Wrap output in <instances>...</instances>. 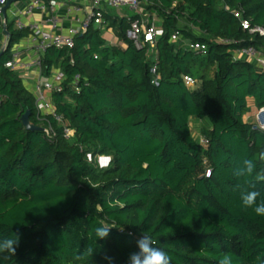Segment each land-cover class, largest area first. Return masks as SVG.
Returning <instances> with one entry per match:
<instances>
[{
	"label": "trees",
	"instance_id": "1",
	"mask_svg": "<svg viewBox=\"0 0 264 264\" xmlns=\"http://www.w3.org/2000/svg\"><path fill=\"white\" fill-rule=\"evenodd\" d=\"M141 3L151 24L153 16L161 20L155 61L149 43L138 48L127 37L128 18L140 15L105 10L103 22L90 23L72 48L44 53L42 75L59 68L65 77L62 90L52 92L62 123L53 115L38 118L34 93L7 66L13 47L30 35L7 20L0 55V238L18 233L20 246L0 264H109L105 254L127 264L136 250L130 232L150 235L171 264H218L225 254L232 264L264 262V217L243 206L236 188L242 181L234 176L244 158L253 159L256 171L245 186L264 199V131L245 120L264 107V70L236 56L247 46L264 52V33L242 24L264 27V0ZM173 32L205 43L207 53L172 41ZM76 75L79 91L72 87ZM184 75L200 87H188ZM28 110L34 124H53V139L24 126ZM204 118L206 145L191 124ZM65 127L75 131L71 138ZM89 154L111 160L98 167ZM101 225L112 227L106 240L95 235Z\"/></svg>",
	"mask_w": 264,
	"mask_h": 264
},
{
	"label": "built area",
	"instance_id": "2",
	"mask_svg": "<svg viewBox=\"0 0 264 264\" xmlns=\"http://www.w3.org/2000/svg\"><path fill=\"white\" fill-rule=\"evenodd\" d=\"M91 3L90 9L83 19L76 18L77 24L70 27L67 32H57L56 29L60 26L61 20L56 13V7L58 5L57 0H29L23 7H15V9H9L12 18L15 23V27L18 30H28L33 41L32 51L33 54L28 59H22L21 52L17 47L12 49V57L8 61L7 66L11 69L24 73L31 69L37 68L39 70V77L35 83L34 95L36 97V104L38 110V118L45 119L48 115H53L55 121L63 122V117L55 112L52 101L49 99L47 92L62 90V82L55 83L50 78H46L41 73L42 57L44 53L52 47H67L72 48L75 42V36L79 33L85 32L90 23L93 21L95 24H101L103 22V3L109 7L121 8L122 6H128L130 9L140 11L143 7L141 0H89ZM8 0H0V19L4 26L6 20L3 17L2 8L7 4ZM74 12H81L82 7L74 6ZM35 12L48 13L46 22L52 26V30H46L42 25L36 21L27 20V17L32 16ZM236 17H240L239 13L235 14ZM26 17V18H25ZM128 20L131 22L130 27L127 30V37L135 43L138 48L143 47L144 43L151 45L150 57L153 61L157 59V52L155 49L156 40L159 35L162 34V29L158 28L154 23L151 24L150 20L146 18L144 14L142 17L132 20L130 17ZM244 28H249L251 32L264 33V27L251 26L248 20L242 22ZM7 36V35H6ZM172 41L180 42V44L188 45L192 50L198 54L207 53V45L200 41H189L182 38L179 32H173L171 36ZM7 43L3 47L6 48ZM236 56L241 58H255L256 63L264 70V52L259 51L253 46H247L236 51ZM156 71V66L153 68V72ZM81 80L80 75H76L72 81V87L79 91V82ZM183 80L185 84L190 88H195L197 79L184 75ZM156 79L153 83H156ZM264 114V107L259 108L254 114L255 120H253V129L264 131V120L261 114ZM45 132L46 135L53 139L56 135L53 124L48 120L46 122ZM75 131L69 127H65L64 134L66 138H71ZM200 143L206 145L209 140L206 136L201 135L199 137ZM211 171H206V176H209Z\"/></svg>",
	"mask_w": 264,
	"mask_h": 264
},
{
	"label": "clouds",
	"instance_id": "3",
	"mask_svg": "<svg viewBox=\"0 0 264 264\" xmlns=\"http://www.w3.org/2000/svg\"><path fill=\"white\" fill-rule=\"evenodd\" d=\"M260 159L264 160V153L260 154ZM242 166L237 168L234 176L242 183H237L236 188L240 190V198L245 208H252L257 216L264 217V199L258 201L260 192L256 190H248L245 186L256 171V163L253 159L244 158L241 162ZM254 189V185L251 186ZM112 227L101 225L95 228L97 239L106 240L110 235ZM136 239V250L129 253L127 264H171V258L168 253L155 246V241L146 232L139 234L128 233ZM20 246V235L15 234L14 238H0V258H6L3 254L15 255L17 248ZM94 249L87 248L84 254L92 255ZM109 264H113L114 258L105 254L103 257ZM259 260V258H258ZM218 264H232L231 256L223 255ZM259 264L264 262L259 261Z\"/></svg>",
	"mask_w": 264,
	"mask_h": 264
},
{
	"label": "crops",
	"instance_id": "4",
	"mask_svg": "<svg viewBox=\"0 0 264 264\" xmlns=\"http://www.w3.org/2000/svg\"><path fill=\"white\" fill-rule=\"evenodd\" d=\"M57 2H58V5L56 7V13L58 14V16L61 20V24L56 29V31L61 32V33L67 32V30L70 27L75 26L77 24V22L75 20L76 18L83 19L84 17H86V15L90 9V6H91V3L89 0H57ZM25 4L26 3L23 0H20L16 3L12 4V6H13V9H15V7H18V6L23 7ZM79 5L82 7V11L81 12H74V9H73L74 6H79ZM12 6L10 7L11 9H12ZM103 9L107 12H111L112 14L117 15L118 17L132 16L131 14L125 13L123 11L122 7L118 8L119 15L112 12L111 9H113V7L111 8L105 3H103ZM136 14H139L140 17H142L145 14L146 18L149 19L144 6L141 8L140 11H136ZM47 16H48V13L35 12L32 16L27 17V20L36 21V22L40 23L44 29L52 30L53 29L52 26L46 22ZM9 17L11 19H9ZM8 20H13L10 11H8ZM152 21L158 28H160L161 20L157 16H153ZM4 32H5V30H4ZM105 35L111 43H117L118 42V38L114 34V31L112 28H108L107 33ZM15 47H17L20 50L22 59H24V60L28 59L33 54V51H32L33 41H32L31 36L29 35L28 37L23 38L19 43H17L15 45ZM248 59H250V58H248ZM252 61L256 63L255 58ZM60 74H62L60 69L54 68L52 71V74L49 78L53 82H57L56 77H58V75H60ZM21 75L23 77L24 84L26 86H32L31 87L32 92L34 93L35 83L39 77V70L37 68H34V69H31L27 72L21 73ZM63 78H65V77L63 76ZM47 95H48L49 99L52 101V93L47 92ZM254 113H255V110L253 113H251L252 115H249V114L245 115V120L252 122ZM197 120L200 123L203 121L200 119H197ZM191 124H192V121H191Z\"/></svg>",
	"mask_w": 264,
	"mask_h": 264
},
{
	"label": "rangeland",
	"instance_id": "5",
	"mask_svg": "<svg viewBox=\"0 0 264 264\" xmlns=\"http://www.w3.org/2000/svg\"><path fill=\"white\" fill-rule=\"evenodd\" d=\"M23 1L25 3H27L29 0H23ZM12 9H13V6H12ZM122 9L127 14H131V15L136 14V11L130 9L128 6H122ZM111 10H112V12L119 15V11L117 8L113 7V9H111ZM9 19H11V18L9 17ZM103 29H104V32L106 34L107 33L106 26H104ZM6 43H7V36L4 32V26H3L2 21L0 19V51L3 49V47L6 45ZM250 60H254V58H250ZM210 71H211V76H212L214 74V68H213V71H212V69ZM197 75H199V74L197 73L196 77H198ZM63 76H64L63 74L58 75V77H56L57 82H55V83L62 82L64 80ZM200 83H201L200 80H198L195 88L200 87ZM31 87L32 86H27V88L30 91H32ZM261 117L264 120V114L263 113L261 114ZM200 120H203L204 122L202 121L200 123V122H198L197 119L192 120V128H193L194 132L196 133V135L204 134L205 130L208 129L210 126V122L208 119L204 118V119H200ZM253 120H255L254 116H253L252 122H253ZM104 157H107V156H102V155L92 156L91 154L88 155L89 160L93 161V163L98 167H105L109 164L110 160H106Z\"/></svg>",
	"mask_w": 264,
	"mask_h": 264
},
{
	"label": "water",
	"instance_id": "6",
	"mask_svg": "<svg viewBox=\"0 0 264 264\" xmlns=\"http://www.w3.org/2000/svg\"><path fill=\"white\" fill-rule=\"evenodd\" d=\"M18 1H20V0H8L7 4L2 8L3 17L6 20V22L4 24V30L5 31H7L6 26H7V20H8V10L12 6V4H14ZM3 51H4V49H2L0 51V55L3 53ZM22 122L28 130L45 132V128L43 126H39V125H36L33 122H31V112L29 110L22 116ZM104 158L106 160H111L110 157H104Z\"/></svg>",
	"mask_w": 264,
	"mask_h": 264
}]
</instances>
